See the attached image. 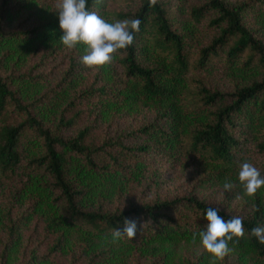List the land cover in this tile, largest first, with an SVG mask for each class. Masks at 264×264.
<instances>
[{"label": "trees", "instance_id": "1", "mask_svg": "<svg viewBox=\"0 0 264 264\" xmlns=\"http://www.w3.org/2000/svg\"><path fill=\"white\" fill-rule=\"evenodd\" d=\"M54 5L0 0V264H210L174 251L208 207L243 218L225 264H264L250 235L264 187L247 196L238 181L244 161L264 175V0H87L110 23L140 21L93 68L85 45L61 43ZM182 169L196 191L166 186ZM125 218L137 235L113 242Z\"/></svg>", "mask_w": 264, "mask_h": 264}, {"label": "clouds", "instance_id": "2", "mask_svg": "<svg viewBox=\"0 0 264 264\" xmlns=\"http://www.w3.org/2000/svg\"><path fill=\"white\" fill-rule=\"evenodd\" d=\"M99 2V0H97ZM154 4L155 0H150ZM55 11L58 13L59 27L63 32L61 43L69 49L77 44L85 45L84 55L80 62L88 68L102 67L111 64L118 50L125 49L134 41V33L139 30L138 19H124L108 22L95 11H89L87 0H55ZM238 181L247 196H254L264 187V175L260 169L249 161L238 164ZM230 180H225L223 189L230 192L234 188ZM238 198V197H237ZM220 209L208 207L204 218L206 226L197 234H192V242L197 235L203 248L210 254V264L222 261L233 249L229 242L244 235L243 218L231 216L225 219L219 214ZM138 223L125 218L122 228H114L111 233L113 242L127 237L129 240L137 235ZM250 235L264 244V226L251 229Z\"/></svg>", "mask_w": 264, "mask_h": 264}, {"label": "rangeland", "instance_id": "3", "mask_svg": "<svg viewBox=\"0 0 264 264\" xmlns=\"http://www.w3.org/2000/svg\"><path fill=\"white\" fill-rule=\"evenodd\" d=\"M143 113V112H142ZM146 114V113H145ZM142 117V114H140V119ZM131 117L128 116L126 118V121L128 123L131 121ZM143 118V117H142ZM261 159L259 155H256L254 151L251 152V159ZM168 181L165 183L166 186H168L170 189H173L174 191L178 190H184V191H191L190 182H188L187 177L189 176L188 170H170L166 171L165 174ZM193 191H196V188L192 189ZM200 195L206 198L208 201L214 203L221 199L222 195L219 189L210 187L209 185H204L199 189ZM204 249L203 246L199 243H193L192 241L189 242H181L179 241L174 246V251L176 253V256L179 257H195L196 254L201 250ZM235 252H230L222 261H217L216 264H225L228 261H232L235 257ZM234 263L236 260H233ZM246 262L244 264H251V261L249 259L245 260Z\"/></svg>", "mask_w": 264, "mask_h": 264}]
</instances>
